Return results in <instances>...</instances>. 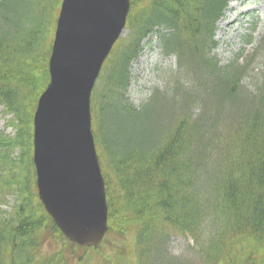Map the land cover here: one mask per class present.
<instances>
[{
    "label": "trees",
    "instance_id": "16d2710c",
    "mask_svg": "<svg viewBox=\"0 0 264 264\" xmlns=\"http://www.w3.org/2000/svg\"><path fill=\"white\" fill-rule=\"evenodd\" d=\"M60 1L0 0V110L9 118L8 126L15 129L12 136L0 135V192L15 196L11 211L0 214V264L63 262L61 254L38 262L47 217L39 203L35 204L31 163L32 114L49 80V44ZM129 2L127 33L105 62L94 96L96 109L100 99L110 97L114 110L129 116L128 126L119 129H132L120 146L113 140H101L102 123L96 124L95 141L103 153L109 207L108 233L116 230L122 235L123 229L132 228L138 231V247L152 246L154 250L164 245L165 231L191 235L195 243H207L203 247L207 261L212 258L211 246L216 252L227 243L243 245L256 252L247 255V263L255 264L254 257L264 256V140L258 141L260 134L264 138V79L252 96L242 86L251 61L239 65L238 55L220 65L211 56L216 48V24L229 0ZM155 32H160L163 53L176 56L181 76L169 93L153 98L160 100L167 95L178 103L183 100L180 104L185 111L169 130L160 129L154 138H147L135 130L131 119L146 115L153 101L138 113L141 109L128 103L126 93L130 65L142 52L143 41ZM263 48L262 43L258 51ZM184 74L186 86L180 83ZM196 105L201 115L186 113ZM239 109L243 120L227 140L225 132L215 125L216 119L221 111ZM93 114L96 120L94 110ZM217 141L229 143L222 147ZM16 150L20 154L13 157ZM205 182L207 190L202 188ZM196 193L201 195V202ZM50 224L51 232L71 253L79 248L65 241ZM204 224L209 227L205 234ZM216 224L219 229L214 228ZM244 252L245 248L239 253ZM146 258L147 253L141 250L139 264ZM157 261L152 259L150 264ZM212 261L217 263L215 257Z\"/></svg>",
    "mask_w": 264,
    "mask_h": 264
},
{
    "label": "water",
    "instance_id": "95a60500",
    "mask_svg": "<svg viewBox=\"0 0 264 264\" xmlns=\"http://www.w3.org/2000/svg\"><path fill=\"white\" fill-rule=\"evenodd\" d=\"M129 0H62L49 82L33 115L38 199L70 242L96 247L107 231L104 180L91 126V94L121 36Z\"/></svg>",
    "mask_w": 264,
    "mask_h": 264
},
{
    "label": "rangeland",
    "instance_id": "374dc122",
    "mask_svg": "<svg viewBox=\"0 0 264 264\" xmlns=\"http://www.w3.org/2000/svg\"><path fill=\"white\" fill-rule=\"evenodd\" d=\"M124 32L123 37H125ZM250 38V42L246 43V38ZM264 40V0H232L231 4L224 15L222 21L217 26V31L214 41L218 44L217 48L213 51L212 55L217 59L220 65H226L233 60L237 55L242 54V58L239 59V65L249 63L248 73L242 82V86L246 89L248 94L254 96L257 92V88L261 85L264 79V48L263 51H257L258 46H261V42ZM51 42V39H50ZM257 52V53H256ZM253 59V60H252ZM131 77L127 90V100L135 107L146 105L150 102L156 94L169 93L175 85V79L181 76L176 58L174 55H164L159 47L157 39H153L151 43L147 44V48L140 56L139 60L132 64ZM187 74H184L180 79L182 85H187ZM103 83V82H102ZM105 90V86H103ZM202 93L200 91V97ZM160 100H154L151 104V110H146V115H137L131 120L134 121L135 130L138 133L144 134L147 138H154L156 132L160 129H164L167 123H174L176 119L182 116L185 109L183 105L177 101H172L167 95L159 98ZM110 97L104 100L100 99L97 104L100 117L99 124L102 123V133L100 139L106 142L110 140L115 141L118 145L123 146L126 139L132 133V129L126 127L121 131L119 126L127 125L129 116L123 115L117 112L112 107ZM183 106V107H182ZM192 106L191 109H187L186 113L197 117L201 114V109ZM241 111V110H239ZM235 114V115H234ZM221 111L216 119V124L220 132H225L227 140H231V137L235 134L237 125L243 120L244 114ZM8 117H3L0 110V135H10L15 133V129L8 126ZM171 119V120H169ZM219 143V141H217ZM229 143L228 141L220 142L222 147ZM100 152V151H99ZM20 151L13 152V157H18ZM33 172V171H32ZM199 173H203L201 168L198 169ZM34 183V179L32 178ZM202 188L207 190L208 183ZM197 196V193L195 194ZM198 199L201 202L202 197L198 194ZM37 204V201L36 203ZM15 205V196L5 195L0 192V214H8L12 207ZM45 228L40 236V248L38 262L47 261L53 256L61 254L63 256L62 264H138V254L141 250L147 253V257L150 253V247L139 248L138 247V231L132 228L126 227L123 229L122 235L118 234L115 230L113 233H108L104 242L100 246L99 250L84 252L81 248H76L73 253L69 247L65 246L60 239H58L54 233L51 232L50 221L45 218ZM215 229H219V225H214ZM202 230L205 233L208 232L209 227L207 224L202 226ZM168 235L167 241V256L175 259H179L180 262L183 259H189L190 262L183 264H211L205 262V255H203L204 244L207 243H195L193 236L189 235H173L168 231L164 232ZM213 248L209 249V251ZM165 245L162 246L164 251ZM243 248L240 249L242 251ZM137 253V255H136ZM233 255L227 260H223L221 264H238L235 262L238 259V250L232 251ZM256 252L247 247L245 252L240 257L239 264H248L250 261L247 255ZM225 254V251H224ZM155 252L150 253V257H153ZM193 255L196 258L191 261L190 256ZM106 257L111 258V262H107ZM163 256V253H162ZM161 256V257H162ZM83 261L78 263V259ZM169 259L165 261L161 259L165 264H180L175 259ZM255 264L264 262V256L258 255L253 258ZM154 264H158L155 262Z\"/></svg>",
    "mask_w": 264,
    "mask_h": 264
}]
</instances>
